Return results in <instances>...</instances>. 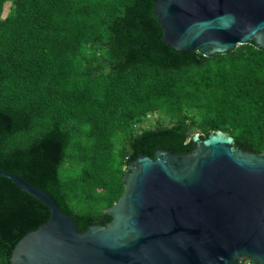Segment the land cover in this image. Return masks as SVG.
<instances>
[{
    "label": "trees",
    "instance_id": "obj_1",
    "mask_svg": "<svg viewBox=\"0 0 264 264\" xmlns=\"http://www.w3.org/2000/svg\"><path fill=\"white\" fill-rule=\"evenodd\" d=\"M154 11L155 0H0V171L45 190L81 231L111 220L127 159L184 154L211 130L264 151V47L177 50ZM49 217L0 175V264Z\"/></svg>",
    "mask_w": 264,
    "mask_h": 264
},
{
    "label": "water",
    "instance_id": "obj_2",
    "mask_svg": "<svg viewBox=\"0 0 264 264\" xmlns=\"http://www.w3.org/2000/svg\"><path fill=\"white\" fill-rule=\"evenodd\" d=\"M164 41L205 56L264 47V0H155ZM193 150L127 159L125 191L107 223L81 231L45 190L0 171L44 202L49 219L16 245L11 264H264V151L222 130Z\"/></svg>",
    "mask_w": 264,
    "mask_h": 264
},
{
    "label": "rangeland",
    "instance_id": "obj_3",
    "mask_svg": "<svg viewBox=\"0 0 264 264\" xmlns=\"http://www.w3.org/2000/svg\"><path fill=\"white\" fill-rule=\"evenodd\" d=\"M7 11V10H6ZM6 13V12H5ZM150 119L154 121L156 119V116H151Z\"/></svg>",
    "mask_w": 264,
    "mask_h": 264
}]
</instances>
